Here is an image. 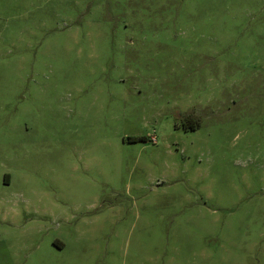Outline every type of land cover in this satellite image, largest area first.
Segmentation results:
<instances>
[{
	"label": "rangeland",
	"instance_id": "obj_1",
	"mask_svg": "<svg viewBox=\"0 0 264 264\" xmlns=\"http://www.w3.org/2000/svg\"><path fill=\"white\" fill-rule=\"evenodd\" d=\"M0 264H264V0H0Z\"/></svg>",
	"mask_w": 264,
	"mask_h": 264
},
{
	"label": "trees",
	"instance_id": "obj_2",
	"mask_svg": "<svg viewBox=\"0 0 264 264\" xmlns=\"http://www.w3.org/2000/svg\"><path fill=\"white\" fill-rule=\"evenodd\" d=\"M199 125L198 124H196L195 126H193V129H195V128H197Z\"/></svg>",
	"mask_w": 264,
	"mask_h": 264
}]
</instances>
